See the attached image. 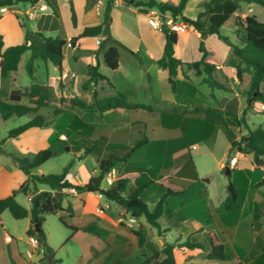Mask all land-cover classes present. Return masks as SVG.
Instances as JSON below:
<instances>
[{"label": "rangeland", "instance_id": "1", "mask_svg": "<svg viewBox=\"0 0 264 264\" xmlns=\"http://www.w3.org/2000/svg\"><path fill=\"white\" fill-rule=\"evenodd\" d=\"M122 1L124 0H120L118 5L112 8L111 24H113L114 32H112L111 26V33L114 39L129 47L128 49L121 48V60L123 64L128 67L134 63L137 67L136 70L140 68L144 72L145 92L148 93V91L154 87L156 92L160 95L168 96L169 98L165 102V109L168 111L191 112L194 116L200 114L204 116V114H206L205 107H207V109H213L216 113L225 114V116L229 118V111L233 109V104H236L235 98H229V96L235 87L239 86L237 82L239 81L237 76L238 59L233 54L232 47L224 37H227L234 43H238L235 15H256L260 21L264 22V6L256 2L248 3L247 1H242L241 9L222 27V35L212 34L202 39L201 36L199 38L197 37L194 31L195 29L183 22L180 16L175 18L169 11L163 13L157 8L128 6L122 3ZM162 1L177 4L180 0ZM204 1L205 0H190L189 5L186 7V14L190 17H196L199 10L198 6H201ZM71 3H73L77 17L79 18L80 11L84 6V0H53V3L49 0H40L37 3L20 2L9 7H0V34L3 35L5 47L23 43L27 33H29V36L35 43H41L43 42V38L37 34L38 31H42L46 33V35L60 36L68 40L70 39L68 36H75L77 32H80L81 27L73 26ZM55 10L58 15L54 13ZM141 15H145L146 17L143 18L144 22L141 23L143 34L140 30V22L138 20L142 19L143 16ZM102 18L103 16L100 17L101 20ZM163 25L179 33L180 39L175 46V55L177 57L180 56L183 59L182 61L185 62L179 69L180 73L177 78V90L173 94L171 85L167 80L161 82L159 76L155 78V82L152 80V78L154 79V74L152 73L154 63L157 62L154 58L156 57L157 47L161 45L162 40H164V42L166 41L165 34L161 29ZM101 40L102 37L96 39L93 37H86L83 39L82 44L85 43L84 45L91 47L96 44L97 50H89L83 54L87 58L84 60L85 63L88 62L90 64V62H93V64H90L91 69L87 65L83 68L84 70H82V73L76 78L77 81L87 78L91 73L94 61L95 63L97 60L99 61V57L102 54L100 50ZM202 41H204L203 51L200 48ZM71 47L69 43L66 45L65 58L67 57L68 59L66 63L74 68L76 65H74L71 57ZM204 52L206 53V61L216 66L214 77L224 82L228 89L232 90L231 92L223 89H212L204 81L206 73L203 68L201 67L202 74H198L195 68L187 64L189 62L199 61ZM29 57V51L22 55L16 72H11L6 77L0 74V101L8 100L13 89H18L21 92H28L31 89L32 83H45L48 81V93L51 97L49 102L51 107L49 111L51 113L48 119L53 121L54 118H56L54 109H63L70 113H77L78 115H82L85 121H91V123L94 122L96 125L101 126V130L104 132L107 139L111 140L110 129H112L113 125H116V123L122 120V116L115 118L116 114L101 113L99 110L84 112L70 100L72 92L77 99L92 103L91 101H93V98L89 101L88 97L91 94L85 96L86 93L83 91V89H88V83L91 77L82 84V86L76 87L75 85H71V79L74 78L73 72L69 71L63 78L62 71H60L61 77H58V70L55 71L56 73H52L55 66L49 63L48 69H46L43 62L34 64V73L30 76L26 71V63ZM93 57H95V60L92 59ZM156 67L160 68L159 66ZM160 69L163 70L162 68ZM243 71L244 69H242V72ZM113 74L114 73H112V77L115 76ZM194 74L198 76L193 82L194 86L198 91H202L205 94H203L202 97V95L197 93L196 96H194L195 99H191L187 90L188 84L186 78L193 77ZM120 76V74L116 75L118 78ZM247 96L248 94H246V100H243L246 104ZM148 98L149 97L145 96L142 100L146 103L153 102ZM26 102L27 101H25V103ZM142 107L144 106L142 105ZM138 108L141 107H136V109ZM47 110L46 108L41 109L40 114L47 116ZM257 112H260V110L255 108L248 110L245 108L244 113H241L240 116L245 115V118L248 119L249 126L252 128L259 125L264 127V115L257 114ZM28 118V115L20 117L14 116L4 121L0 116V142L4 139H8L6 145L3 146L4 149L8 150L14 148L11 142L13 138L8 137V132L27 122ZM144 118L152 120L154 116L147 113L144 115ZM226 123L228 125L226 126L225 124L224 126L221 121H216L210 128L203 126L201 132H199L201 136L204 134L207 135L199 147L192 149L194 159L198 166L200 180L198 183H194L191 188L183 194L171 195L168 197L166 204L167 210L160 219L159 228L148 223L145 218H134L112 201H109L108 204L105 205L107 203L105 197L99 199L97 204L99 207L95 210V213L104 210L103 224L105 229L102 230V238L104 240L96 241L95 238L92 237L93 233L83 228L89 223V220L98 222L99 219L95 213H86L82 204L74 200V198H72V205L74 207L73 217H71L68 212H58L57 214L46 216L43 222V229L47 237V245L55 253V257L61 260L59 264L140 263L145 259L151 260L154 253L167 243H174L178 246L176 255L180 262L183 263L188 261V251L187 248L183 246V243L187 239H191V237L195 236L200 239L203 236L198 233L200 229H196L185 221L186 218L190 220L191 215L194 213L185 211L184 209L176 212L174 208L181 209L184 205H190V207H193L194 210L200 213L204 212L203 209L205 210L207 208L211 212L214 211L215 215L221 214L222 202L224 201V197L228 195V183L235 177L234 175L230 177L231 174L229 175L226 172V168L230 163L229 157L234 155L235 152L230 153L232 147L229 144L227 134L224 133L223 130L225 131L227 129V132L231 134L239 133V128L237 126L232 124L229 120ZM178 134L179 133L173 132L167 135V138L175 137ZM140 135L141 134L137 131H122L120 133V141L131 145L139 139ZM196 135L197 134L194 133V136L188 139L192 140L199 138V136ZM107 139L105 140L107 141ZM81 142L87 147H90L92 143L88 135L78 141V143ZM102 147H104V150L101 155L97 153L99 152L98 147L96 152L93 151L94 153L90 154H84L86 151L84 147L77 153L56 148L53 157L43 164L45 174L61 173L64 168L70 166V170L67 174L68 180L73 181L77 177L83 181L87 180L91 173V168H96L97 172L95 174H97L99 172L100 160L112 153L110 148L105 149L107 146L102 145ZM74 148L77 149L76 145ZM224 156H226L225 165L221 168L219 161ZM80 157L84 158L81 159ZM140 157L145 158V154H142V152L136 153L132 159L138 160ZM121 169L122 166L119 163L112 168L117 175L120 174ZM129 176L128 179L133 182L136 173H131ZM204 178H208L209 183H205L203 181ZM204 185L208 186L210 201L206 200V198L200 194L205 189ZM106 186L109 185L106 184ZM176 187V184H172L168 178H164L161 181H157L155 185L146 191L145 200L150 204V207L153 208L155 202L159 200L168 188ZM72 192L73 191H70V193ZM25 198L24 194L19 192L18 202L27 206L26 204L29 202H27ZM20 200H24L26 203H21ZM87 203L94 207V199L91 197L88 198ZM64 206H67V201L64 202ZM5 213H7L10 219V231H8V233L15 240L12 243H7L5 237L0 236V264H10L7 256V249L10 248L14 250L16 243H19L23 256H25L27 251L31 248L28 243L20 241L19 239H28L25 232V225L23 224L24 222L14 218L9 210H6ZM196 213L197 212H195V214ZM168 215H171V219L167 218ZM61 217H63L66 224L62 222ZM73 227L80 228V230L76 233V231L72 229ZM138 229H142L146 237L147 242L143 247H139L137 237L134 234V230ZM203 235L205 236L206 233ZM194 252L196 254H192L193 259H197L201 262H208L206 261L205 252L200 250H195ZM140 253H143L144 256H140ZM41 255L43 254H35L34 261L38 262ZM39 264L45 263L40 261Z\"/></svg>", "mask_w": 264, "mask_h": 264}, {"label": "trees", "instance_id": "2", "mask_svg": "<svg viewBox=\"0 0 264 264\" xmlns=\"http://www.w3.org/2000/svg\"><path fill=\"white\" fill-rule=\"evenodd\" d=\"M39 1L40 0H0V7H9L20 2L37 3ZM188 1L189 0H180L175 4L162 0H124L125 4L128 6L157 8L163 13L169 11L175 18L180 16L183 22L192 26L200 33L202 39H205L212 34L222 35V27L241 9L242 1H247L248 3L256 2L264 6V0H205L201 5L203 10L193 19L184 15ZM114 2L115 0H108L106 2L103 18L100 22L85 25L78 35L72 36L69 40L60 36L46 35V33L38 31L37 34L43 38V42L41 43H35L29 36V33H27L26 39L23 43L5 47L3 35L0 34V74L3 77H6L9 73L16 72L22 55L28 51L30 52V57L26 63V71L30 76L34 73V64L38 59L45 64L46 69H48L49 63H52L62 71L66 45L69 43L74 47L82 37H102V40L100 41V50L102 51L104 62L110 69H118L120 66V49H128V47L114 39L111 33V11ZM71 4L72 23L73 26H78L77 13L73 3ZM54 13L58 15L56 10ZM235 23L239 42L234 43L227 37L224 38L232 47L233 54L238 59V78L242 79L243 65L251 68L253 71L247 96L246 109L255 108V102H260V112L264 113V108L262 107L264 104V91L261 90L262 83L264 82V22L260 21L256 15L237 14L235 15ZM161 29L165 34L166 42L163 55L157 60V63L163 69L168 71L169 83L172 90L175 91L176 77L179 68L185 64V62L175 55V46L179 42L180 36L176 30L171 29L168 26L163 25ZM203 44L204 41L201 42L200 46L202 51L204 50ZM187 64L195 68L198 74H202V67L206 73L204 81L212 89H223L228 92L232 91L228 89L224 82L214 77L216 66L206 61L205 52L199 61L189 62ZM91 79L96 81L105 79L112 84L110 79L99 71L98 60L96 61V64L92 66ZM48 91V85L32 83L30 91L21 92L18 89H13L8 100L0 101V114L4 119H8L13 115L23 116L30 112L35 113L31 120L11 129L8 132L9 138L17 137L32 126H46L51 123L46 116L38 113L40 108L50 106L49 102L51 97ZM92 98V103H87L76 97H71L70 100L75 106L86 112H91L93 110H99L101 113L126 112L132 108L142 107L140 104L134 105L127 103L124 100L125 97L122 93H119L117 96L98 99L96 92L94 91ZM25 101L27 102L25 103ZM232 110L229 111L230 115L228 116L229 118H227L225 114L216 113L213 109H207V118L203 121L201 119H190L175 114L183 133V146L188 147L190 144L186 132L190 122L194 125L202 121L203 125L212 126L216 121H221L224 126L225 124L227 126L228 124L226 122L229 120L237 127H242L243 125L248 126L245 115L239 118L234 115L236 114V111ZM59 112L61 115L54 124L55 131L49 137L50 145L47 148L27 155H18L15 153L9 154L14 164L22 169L28 177L19 189L15 190L7 197L0 199V216L5 210H9L12 216L16 219L30 217L31 224L28 229V234L36 235L39 238L40 243L44 248L41 262L45 264H59L61 262L60 259L55 257V253L47 245V237L43 229V222L46 216L54 215L58 212H68L71 217L74 216L72 198L75 196L68 190L73 188L76 191L85 190L88 192L99 193L134 218H145L148 223L159 228L160 219L164 216V213L167 210L166 204L168 197L185 192L190 186H192V181L200 180L195 161L191 153L188 152L185 162L181 165L175 175L173 177H168L170 182L176 184L177 187L168 188L159 200L155 202L153 208H151L150 204L145 200V195L146 191L157 182V172L160 168V164L150 166L148 161H130L132 153L141 148V146L147 142V139L145 138L139 139L132 146L123 145L115 150L111 149L114 151L100 160L99 172L92 175L89 181L85 184H75L67 179L70 166L64 168L61 173L36 174L34 173V169L52 158L55 147L57 146L67 152L74 153H77L82 147H84L86 149L84 154L96 152L97 147L99 148V152H97L98 155H101L104 150L102 145H104L106 140L100 133H98L100 136L95 140L91 139L92 143L90 147L85 146L83 142L78 143V141L86 135L89 136L91 134L90 131L95 130L94 125L85 121L83 117H80L75 113H70L66 110H60ZM225 133L229 135L227 129L225 130ZM61 135H65L66 138H61ZM229 140L233 149L245 154H251L255 166L264 167L263 126H257L253 129L248 127L247 133L241 136L240 139ZM162 144H165L164 139L162 140ZM75 145L77 149L74 148ZM0 151L2 152L3 150L0 148ZM117 163L124 164L121 174L137 172L138 176L135 178L134 182L129 181L126 177L118 176L112 185L105 187L103 185L105 183V176ZM234 172L236 175H234V179L230 180L228 183V195L221 207L222 211L226 214L234 213L241 208L250 184V179L245 173L247 172L250 174L252 171L247 170L244 172L236 170ZM230 177H232V175H230ZM174 178L187 180L179 183L174 180ZM190 181L191 183H189ZM203 181L209 183L208 178H204ZM263 184L264 178L254 186L255 191L253 192L255 205L252 225L255 233V242L251 250L247 253L248 256L253 259H256L264 249V229L262 224V217L264 216V190L260 189ZM41 185H45L48 189L41 190ZM19 192L24 193L31 198L32 206L30 209L17 201L16 195ZM200 194L203 197L207 196L208 191L204 189ZM65 201H67V206H64ZM213 216H215V213H212L210 210L201 213L198 212V217L202 220H210ZM167 218L171 219V215H168ZM61 220L66 224L63 217H61ZM36 224H39L40 227L38 231L35 229ZM72 229L75 231L78 230L77 227H73ZM84 229L87 231H93L98 236L101 235V230L95 221H91L84 227ZM134 234L137 237L139 247H143L147 241L142 229L134 230ZM229 236H232L229 230L227 233L222 231L210 232L200 239L195 236L191 237V239H187L183 243V246L192 251L200 250L205 252L206 260L225 261L229 257L226 245V240ZM176 251H178V246L176 244L167 243L154 253L151 260L145 259L140 263L131 264H203L190 259L182 263L178 260ZM241 252L243 255L246 254L244 250ZM140 256L143 257L144 254L140 253Z\"/></svg>", "mask_w": 264, "mask_h": 264}, {"label": "crops", "instance_id": "3", "mask_svg": "<svg viewBox=\"0 0 264 264\" xmlns=\"http://www.w3.org/2000/svg\"><path fill=\"white\" fill-rule=\"evenodd\" d=\"M49 1L51 3H53V0H49ZM107 1L108 0H84V6L82 7V10L80 11V15L78 18V26L77 27H81L80 32L85 25L97 23V22L101 21L100 17L103 16V12H104ZM119 1L120 0H115L114 7L116 5H118ZM122 3L125 4L124 1H122ZM189 3H190V0L188 1L187 6L189 5ZM198 9L199 10L196 14V17L198 15V13L203 10L202 6H198ZM184 15L188 16L186 14V9L184 11ZM141 16H143L142 19H138V20L140 22V30L142 31V34H143L141 23L144 22L143 18L145 17V15H141ZM188 17H190V16H188ZM196 17H190V18L194 19ZM111 26H112V32H114L113 24H111ZM194 31L196 32V35L199 38L200 33L196 30H194ZM80 32H77L76 35H78ZM71 37H72V35L68 36V38H71ZM84 38H86V37L80 38L78 40L77 44L74 47L73 46L71 47V49H72L71 57H72V60L74 62V65H76V67L72 68L69 64L66 63L68 60L67 57L64 59V62H63V69H62L63 78L65 77L66 74L69 73V71L73 72L74 78L71 79L72 80L71 85H75L76 87L82 86V84H84L91 77V73H92V70H91V73L89 76H87V78H84L81 81L76 80L77 76L80 75V73H82V70H84L83 68L86 65L91 69L90 64L91 65L93 64V62H90V64L88 62L85 63L84 60H86L87 58L83 54L85 52H88L89 50H91V51L97 50L96 44L93 45L92 47L84 45L85 43L82 44ZM93 38L96 39L99 37H93ZM165 42H164V40H162L161 45L157 47L156 57H154L156 59V61L159 58H161V56L163 55ZM124 45H126V44H124ZM121 54H122V51L120 49V66L116 70L110 69L105 64L103 54H101V56L99 57V71L102 74H104L105 76H107L110 79V81L112 82V84H110L105 79H100L98 81L90 79L89 83H88V89H83V91H85V93H86L85 96L87 94H91L90 96H88L89 101H91V99L93 97L92 94L94 91L96 92L98 99H104L107 97L117 96L119 93H122L125 97L124 100L127 103L134 104V105L140 104V105H143L144 107H141L138 109L132 108L126 112H107V113H111V114H116L115 118H117L118 116H122V120H120V122L116 123V125H113L112 129H110L111 140L107 139L106 135L101 130L102 129L101 126L96 125L94 122L91 123V121H87L90 124L95 126V130L90 131L91 134L88 137L90 138V140L94 139V138L96 139L98 136H100L98 133L102 134V136L105 139H107V141L105 142L104 145L107 146L106 149L110 148V150L111 149L115 150L116 148H119L123 145L132 146L139 139L145 138V139H147V142L145 144H143L141 146V148H139L134 153H132V155L130 157V161L131 162H146V161H148L150 163V166L154 165V164H160V168L157 172V181H161L164 178L173 177L175 175V173L178 171V169L181 167V165L185 162L187 153L190 152L193 159H194L192 149H194L195 147L196 148L199 147V145L203 142V139H205V137H207L206 134H204L202 136H201V134L199 135V132H201L203 126L206 128H210L209 125H203L202 124V121L206 120V118H207L206 114H204V116L202 114H200L198 116L197 115L194 116L191 112L190 113L173 112V111L166 110L165 109V107H166L165 102L169 97L160 95L158 92H156L154 87H152V89H150V91H148V93H146L145 89H144V76H143L144 72L140 68H139V70H136L137 67L134 65V63L129 65L128 67L125 66L121 60L122 59ZM178 57L181 60H183L180 56H178ZM92 59L95 60V57H93ZM41 62L42 61L38 59L35 61V64H37V63L40 64ZM237 63H238V61H237ZM95 64L96 63L94 61V65ZM156 66H159L160 68H162L157 62L154 63L153 72H152L154 74V79L152 78V80H154V82H155V80H156L155 78L157 76H159V80L161 82L167 80V82L169 83L168 71L166 69H163V68H162L163 70H161L160 68H158ZM242 67L244 69V71L242 72V79L238 78L239 81H237L239 86L235 87V89H234L235 91L233 90L229 96V98H235V100H236V104H233V110L236 111V114H234V115L238 116L239 118L241 117L240 114L244 113V110L247 107V104L244 103V101L246 100V94H248V92H249L251 78H252V74H253V71L251 68H248L244 65ZM155 68H157V69H155ZM80 69H81V71H80ZM56 70L59 71L58 77H61L60 70L56 66H55L52 73H56L55 72ZM155 71H156V73H155ZM164 71H166V72H164ZM112 73H114L113 75H115V76L112 77ZM179 73H180V70H179L178 75L176 77V90H177V81H178L177 78L179 76ZM117 74H120L121 76L118 78V77H116ZM152 75H150V76H152ZM197 77L198 76L194 74L193 77L186 78L187 84H188L187 90H188V93H189L191 99H195L194 96H196L197 93L202 95V97H203V94H205L202 91L201 92L198 91V89L193 84V82L196 80ZM35 83H37V82H35ZM38 84L47 85L48 81L45 83H38ZM176 90L175 91L172 90V94L174 92H176ZM261 90L264 91V82L262 83ZM70 96L75 97V95L72 92H71ZM145 96L149 97L148 99L152 100L153 102H151V103L144 102L142 100V98ZM91 102H93V101H91ZM260 104H261L260 102H255V109L260 110ZM43 108L48 109L47 110V116H46L48 119V116L51 113L49 111L51 107L47 106V107L40 108L38 110L39 114L41 112V109H43ZM200 108H202V107H200ZM205 108H206L205 109V111H206L207 107H205ZM60 110H63V109H54V111H56L55 112L56 118H54L53 121H51V119H48L49 121H51L50 124H48L46 126H32V127L28 128L27 130H25L20 135H18L17 137H10V138H13L11 140V142L14 146L13 149L7 150V149L3 148V146L6 145L8 139H4L3 141L0 142V148L3 150L2 152L0 151V199L7 197L8 195L12 194L15 190L19 189L20 186L27 180V177H28L22 169H20L18 166H16L14 164V162H13V160L9 154L15 153L18 155H27L30 153H36L39 150L47 148L50 145L49 144V137L55 131L54 124L56 123V121L59 119V117L61 115L59 112ZM84 112H86V111H84ZM135 113H136V116H135ZM137 113H138V117H137ZM147 113L152 114L154 116V118L152 120L147 119V118L145 119L144 115ZM166 113H169V114H166ZM175 114L182 115V116H184L186 118H190V119L197 118V119L202 120L200 123H196L194 125L191 124V122L189 123V125L186 129L188 138L190 139L192 136H194V133H196L197 134L196 136H199V138L192 139V140L188 139V141L190 143L188 147L183 146V133L181 130V126L178 123V118H177V116H175ZM257 114L264 115V113H261V112H257ZM27 115L29 116V118L27 119V122H28L29 120H31L34 117L35 113L30 112V113L26 114V116ZM0 116H1V114H0ZM14 116H16V115L10 116L8 119H4L2 116H1V118L5 121V120L11 119ZM78 116L83 117L82 115H78ZM18 117H20V116H18ZM247 123H248V119H247ZM259 126H262V125H259ZM248 127L252 128L249 126V124H248V126L243 125L242 127H238L239 133L238 134L229 133V135H227L228 140L229 139H231V140L240 139L241 136H243L244 134L247 133ZM253 128H255V127H253ZM122 131H131V132L137 131L141 135H140L138 140H136L133 144L129 145L127 143H124L123 141H120V139H121L120 133ZM173 132L174 133L176 132L179 134L175 137L167 138V135H170ZM223 132L225 133L224 130H223ZM61 138H66V137H65V135H61ZM163 139H164L165 144H162ZM229 144L231 145L230 140H229ZM56 148H59V146L55 147V149ZM114 150H111V151L113 152ZM139 152H142V154H145V158L140 157L138 160H133L132 158L136 155V153L138 154ZM232 152H235V154L229 157V161L232 157H236L237 161L234 165H231L230 163L228 164V167L231 171V173H230L231 175H236L234 172L236 170H239V171L241 170L244 172H246L247 170L252 171L250 174H248L247 172L245 173L250 179V184H249V188H248V193H247L244 201L242 202L241 208L239 210H236L234 213H231V214H226L224 211H222L220 215L216 214L210 220L200 219L198 217V214H197L199 211L194 210V208L190 207V205H184L181 207V209H175L174 208V211L178 212L179 210L184 209L185 211H190V212L194 213L191 215L190 220L186 218L185 221L187 223H190L196 229H200V231L198 233L202 234V236H204L203 235L204 233L208 234L210 232L222 231V232L227 233L228 230L232 234V236H229L226 240V245H227V249L229 252V257L227 258V260H225V261L206 260V261H208L207 263L201 262L197 259L192 258V254H196L194 252L195 250L192 251V250H189L187 248V251H188L187 256L189 257L190 260L195 261V262H200L203 264H264V249L260 252V255L256 259L249 257L247 254L251 250V248L255 242V233H254L253 225H252L253 224V211H254V205H255V201H254V197H253V192L255 191L254 186L264 178V167L255 166L253 163V157L251 154H245V153L239 152V151L231 148L230 153H232ZM80 158L83 159L84 157H80ZM225 160H226V156H224L220 159L219 162H220L221 168L224 167ZM194 161H195V159H194ZM195 165H196V169H197L198 176L200 179V174L198 171V166H197L196 161H195ZM121 166H122V169H121V171H122L124 168V164H121ZM121 171H120V174L117 175V177L121 176V177L129 178L130 177L129 174H131V173H136V177L138 176L137 172L121 174ZM155 171H157V170H155ZM96 172H97L96 168H91V173L89 174V177L87 180L83 181L77 177L73 181H71V180L70 181L72 183H75V184H85L89 181V179L92 175H95ZM34 173H36V174L45 173V171L43 169V164L41 166L37 167L36 169H34ZM135 178H134V180H135ZM174 180H176L179 183H182V182H185V180H187V179H175L174 178ZM189 183H191V181ZM194 183L196 184V183H198V181H192V185ZM103 185L105 187H107L105 183ZM204 186H205L204 188L208 191V186L207 185H204ZM190 188H191V186L187 190H189ZM40 189L41 190H47L48 187H46L45 185H41ZM260 189L264 190V184L261 185ZM183 193H181V194H183ZM18 194L19 193H17V195H16L17 201H18ZM21 194H24V193H21ZM72 194L75 196L74 200H77L79 203H81L82 206L85 208V212L89 213V214L95 213V210L97 209V207H99L97 205L99 202V199L104 197L103 195H101L99 193L88 192L85 190L76 191L75 193L72 192ZM90 194H92V195H90ZM24 196L26 197L25 199L27 200V202H29L28 204H26L27 206H25V207L30 209L32 206L31 198L25 194H24ZM89 197L94 199V205H93L94 207H92V205H88L87 200ZM204 197L208 201L211 200L209 197V191H208L207 196H204ZM226 197L227 196L224 197V200L226 199ZM24 200H20V202L26 203V202H24ZM106 202L107 203L105 205L108 204L109 200H107ZM171 209L173 210L172 207H171ZM206 210H209V209H207V208L205 210L203 209V211H206ZM194 211L197 213L195 214ZM5 212H6V210L0 216V236H4L7 243H12L15 239L8 233V231H10V228H9L10 219L8 218V215ZM212 213H215V212L213 211ZM103 214H104V210L102 212L100 211L99 213H95V215L98 216V219H99L98 222H96V221L95 222L97 223L98 227L101 230V235L98 236L93 231H90L93 233L92 237L95 238L96 241L97 240H104L102 238V230L105 229V226L103 224ZM20 220H22L21 222H24L23 224L25 225V232L27 234L28 239L27 240H25L23 238H19V239H20V241H24L30 245V243H29L30 235L28 234V229L30 228V224H31L30 217L23 218ZM90 222H91V220H89V223ZM262 224H263V229H264V216L262 217ZM79 230H80V228H78L76 233ZM7 235H10L12 237L11 241H8L6 239ZM20 249L21 248H20L19 243L15 244L14 250L10 249V248L7 249V256L9 258L10 264H39L40 263L43 255H41V257L38 259V262L34 261V256H35V254L39 255L41 253L35 252L32 248H30L27 251L26 255L23 256ZM242 250H244L246 252L245 255L242 254V252H241Z\"/></svg>", "mask_w": 264, "mask_h": 264}, {"label": "built area", "instance_id": "4", "mask_svg": "<svg viewBox=\"0 0 264 264\" xmlns=\"http://www.w3.org/2000/svg\"><path fill=\"white\" fill-rule=\"evenodd\" d=\"M262 107L264 108V104L262 105ZM237 159L236 157H232L230 159V164L231 165H234L236 163ZM117 178V174L114 170H110L106 176H105V183L108 184V185H112L115 181V179ZM70 191H73L74 193L76 192L75 189H70ZM6 239L8 241H11L12 240V237L10 235H7L6 236ZM29 243H30V246L31 248L35 251V252H38V253H44V248L43 246L41 245L40 243V240L39 238L36 236V235H30L29 237Z\"/></svg>", "mask_w": 264, "mask_h": 264}, {"label": "water", "instance_id": "5", "mask_svg": "<svg viewBox=\"0 0 264 264\" xmlns=\"http://www.w3.org/2000/svg\"><path fill=\"white\" fill-rule=\"evenodd\" d=\"M226 172H227L228 174L231 173L229 167L226 168ZM35 229H36L37 231L40 229L39 224H36V225H35Z\"/></svg>", "mask_w": 264, "mask_h": 264}]
</instances>
